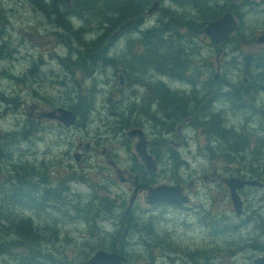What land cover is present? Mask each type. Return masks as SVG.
<instances>
[{"label": "rangeland", "instance_id": "1", "mask_svg": "<svg viewBox=\"0 0 264 264\" xmlns=\"http://www.w3.org/2000/svg\"><path fill=\"white\" fill-rule=\"evenodd\" d=\"M180 1L161 2L158 11L156 8L143 15L145 22L153 25L163 10L168 9L177 12L176 17L187 16L193 20L191 25L201 31L202 25L206 22V19H203L199 14L202 12H198L189 5L183 6ZM223 3L230 2L229 0H211L210 7L206 9L211 10V14H216L218 6ZM218 13L221 12L218 11ZM0 15H6V23L3 32L0 33V43L5 44L6 50V57L0 59V93L7 98H14L16 108L19 110V113L11 109L5 110L6 103L0 99V134L10 133L12 138H15L13 140L9 135L8 139L12 140L3 147L5 157L0 160V190L2 188L8 190L9 185L7 184L14 183V179L9 177L18 173L16 164L19 163L25 164L26 170L21 169V172H26L25 176L29 181L40 180L42 182V178L49 179L55 195H58V199L55 198V201L52 202L55 208H47L39 213H36V209L18 206L12 210L15 215L30 216L33 225L36 228L40 227L38 232L46 239L44 243H39L37 250H40V253H50L51 259H54L55 262L53 264H79L83 259L86 246L94 244L95 240H88L87 235L90 227L86 220L82 219L84 215L91 216V212H74L71 205H77L79 208H96L98 202L96 198L93 201L90 200L92 194L95 196L101 194L114 203V198L118 197L117 202L125 204L129 190L125 184L116 179L115 175L111 176V179L107 178L109 171L105 169L106 161L98 156V152H93L92 156L86 157L84 172L69 168L68 165H74L73 150L75 145L80 140L83 143L90 142L91 146L111 148L113 157L124 165L127 159L135 153L134 139L129 138L126 133L129 128L141 127L151 138L160 139L162 135L167 136L166 131H163L160 125H154L146 115L132 110L133 102L131 101L134 98L130 95L136 87L140 94L143 90L140 86L132 83L134 77L146 80L147 78H165L166 76L157 74L155 69L143 71L141 74L135 71L133 66L126 69L122 63L125 55L127 54V59L130 60L128 52L137 54L140 53V50L135 48V44L128 49V46L126 47L122 43L124 36L122 40L110 41L109 55L115 57V61H117L115 66L97 67L90 76L82 75L77 71L67 72L58 59V57L66 56L68 52L67 45L58 41V34L64 35V31L55 24L53 17H46L38 9L33 10L31 4L26 0H0ZM239 16V32L236 34L239 42L236 45L227 43L226 48L221 52L216 47L209 45L203 34L191 35L190 41L194 39L197 44L196 49L189 43L187 44L190 48H188L189 52L184 51V55L185 57L189 55V59L196 61L195 68H201L202 76H207L208 72L211 77L214 76L217 70L215 58L218 57L221 66L217 77L240 82L245 76L249 77V74L246 73L247 66L243 61V55L264 53V41L257 38L264 33V4L243 7ZM68 18L76 27L82 24V21L73 14L68 15ZM94 26H87L88 31L84 32L87 39L94 37L100 31ZM180 30L185 31V28ZM126 35L130 36L127 40L132 43L138 38L139 32L134 27ZM66 43H70L72 48H79L72 37L67 39ZM156 58L159 59L157 61L161 60L158 56H155L154 59ZM127 59L124 63H127ZM121 70L130 73L125 88H120L121 85L118 83L117 73ZM17 75L24 76V79L19 81L13 78ZM172 84L181 86L180 82H172ZM83 97L85 101H89H78ZM257 100L259 102L253 104L264 105V84L257 93ZM17 101L37 102L45 108L66 107L78 101L81 103L78 105L83 114L89 107L90 111L86 113L83 121L79 120L70 127H64L62 123L54 120L43 122L40 130L33 133L34 135H31L30 139L22 140L17 138L16 130L25 124L27 116L21 112L23 104H17ZM87 103H89L88 107ZM233 103L228 100L220 102V106H227L230 109L228 108L227 114L218 119L222 121L225 128H232L233 134H244L243 136H246L250 141L248 143L253 146L252 140L256 139V134H261L257 121L262 117L251 111H242V109L236 108ZM218 106L216 105L217 108ZM145 108L142 106V110L146 112ZM126 122L129 124L126 127H121ZM200 126H203L201 122L197 125V130L189 134L192 136L189 146L193 148V152L197 146L203 147L204 143L208 141L207 136L199 132ZM248 132L252 133V137L247 135ZM173 137L178 139L176 131ZM212 144L215 145L214 142ZM208 152L210 153V151ZM246 157L247 160L250 157L248 152ZM44 162L52 164L46 165L43 164ZM103 162L104 167L100 166ZM215 163L209 165L205 156L202 155L190 165L161 163L155 178L158 181H166L171 179L170 176L176 177L177 173L187 179L195 178L204 171L211 172L213 166H216L219 171L222 170L224 174H230V172L241 175L248 174L246 170L248 163L244 160L234 161L232 164L221 161H215ZM33 171L37 173L34 174ZM260 175L263 181L264 173ZM79 177L81 178L79 179ZM7 178L9 181L6 183ZM204 184L194 187L192 194L194 205H197L195 203L199 200L210 202L216 193L213 192L211 197L203 198L206 189L210 187ZM246 190L250 191L251 189L246 188ZM80 198L83 199V205L78 204ZM244 198L247 209H245L243 218L250 219L251 217L252 219L239 228L232 226L227 231L218 232L213 241L215 243L209 242V235H206V230L200 225L195 223L192 228V225L189 224V219L195 222L192 216L190 217L186 213L181 215V212L174 214L171 208H166L165 211L176 218L183 217L184 221L189 224V226L181 225L180 227L177 225L173 242L180 246H188L187 249H194L192 251L198 250L196 253L199 254L193 261L181 253L162 249L163 244H166L164 243V233L169 227L173 230V226L165 225L163 217L166 212L162 213L163 206L147 208L143 201L137 203L136 206L139 208L135 211L139 224L136 232L127 236L129 241L125 244L127 245L125 246L126 255L129 258L127 264H256L254 258L264 252V187H253V190L245 194ZM220 201L230 206L228 197L218 198L216 212H219L218 210L222 207ZM251 209H255L254 214L250 212ZM195 210L192 212L193 216ZM224 214L230 226L242 218V216L236 218L232 210ZM95 220L105 231H112L116 228L115 218L111 213L98 214ZM220 227L221 225L218 229ZM43 228L44 230L41 231ZM168 244H172V241L170 240ZM207 249H214L216 253L212 254L210 258H205L203 253ZM0 264H15V262L12 261V256L6 255L0 256Z\"/></svg>", "mask_w": 264, "mask_h": 264}, {"label": "flooded vegetation", "instance_id": "2", "mask_svg": "<svg viewBox=\"0 0 264 264\" xmlns=\"http://www.w3.org/2000/svg\"><path fill=\"white\" fill-rule=\"evenodd\" d=\"M26 1L31 4L33 10L34 9L40 10L38 8V5L33 0H26ZM43 1L46 4H48V6H51V4H53L52 0H43ZM164 1L166 0H162V2ZM64 2L66 3L65 0ZM71 2L72 0H69V2L66 3L68 7L67 8L68 12L72 11L70 8ZM210 2L211 0L208 1L207 4L208 6ZM229 2L230 3H227L228 6L232 5L235 7L234 8L235 11L234 12L231 11V12L234 14L236 19V28L229 35L228 38L224 40H219V39L216 40L215 38L208 36L203 31V27L209 21L220 17L225 10L229 9V7L226 6L225 9H223L219 15L215 17L212 16L211 19H208V17L205 16L207 15L206 12L210 10L205 9L204 10L205 15L204 13H202L201 16L203 19H206V22L202 25L201 31L186 29V27H184L183 25L179 29L177 28L173 29L172 27L167 26L164 28V30H162L163 37L166 38L167 40H170L171 43L177 46V47L171 46L170 48L169 45L168 46L165 45L166 50H169L172 53L173 61L175 60L176 54L177 53L179 54L177 63H170L168 59L169 55L166 52V54L161 55L162 62L160 61L161 64L159 65V62L157 63L154 59L156 55L152 52L155 46L154 47L149 46V48L147 47V50L145 48L146 64L132 62V66L135 68V71H137L139 74L149 69H155L157 74L166 76L165 78L162 77L147 78L146 80H144L143 78L135 79L134 77L132 83L136 86H140L143 90L140 94L138 93V87H136V89H133L132 93H130L131 97L134 98V100L131 101L133 102L132 110L134 112L138 111L139 113L146 115V117H148L150 121H153L154 125H160L162 130L166 131L167 133V136L162 135L160 139H156L154 137L151 138L141 127H133V128L141 129L143 135L145 136V140H146L145 152L147 155L150 156V159L154 161V165H155L154 170L152 168L146 167L147 163L150 166H154V165L150 161L146 162L145 159L142 158V156L138 153L136 149L137 142L140 138L139 135H133V136L128 135L129 138L134 139L133 146L135 153H133V155L129 159H127L124 165H122L113 157V152L111 148H105V147L99 148V147L91 146L90 142L83 143L80 140L76 143L75 148L73 150L74 165L72 164L68 165L69 168L77 169L84 172L85 171L84 161L86 160V157L92 156L93 152H98V156L105 159L106 161L105 169L109 171L108 173L109 177L107 178L111 179V176L115 175L116 179L122 184H125L127 189L129 190V196L125 204L124 203L121 204V202L120 203L117 202L118 197L114 198L115 201L114 203V202H110L109 199H106L101 194L99 196H95V194H92L90 200L93 201L94 198L97 199L98 204L96 208H92V207L79 208L77 205H73V204L71 205L72 207L71 209L74 212L76 211L79 212L84 211L83 213H87L88 211L91 212V216L84 215L82 216V219L86 220V223H88L90 227L87 235V238H89L88 240L91 239L95 241L93 242L94 244H88L86 246L84 250L83 259L80 261V263L89 260L91 256L95 254L98 250H104L107 252H117L119 254L124 255L126 257L124 263L127 264L129 258L126 255L125 246L127 245L125 244L129 242L127 239L128 234L131 235L132 232L135 233L137 230L136 228L138 227L139 223H138L137 212L135 210L139 208L138 206H136L137 203L142 201L144 202V205L147 208L162 205L163 206L162 213L165 214L166 212V215L163 214L164 215L163 218L165 219V225L173 226V230L170 229L169 227V229H167V232L164 233L165 234L164 243L166 244H163L162 249L165 251H171V252L175 251L176 253H181L186 257H189L191 261H193L196 258V255L199 254L196 253L198 250L192 251L194 249H187L188 246H180L173 242L174 241L173 237L175 235L174 232L177 225L180 227L181 225L189 226L190 224L192 225V228H194L193 226L196 223L197 225H200L201 228H204L206 230V235H209V242L215 243L213 241L215 239V236L218 234V232L227 231V229L229 227L232 228V226L239 228L241 225L247 224L248 221L252 219L251 217L250 219H248L247 217L243 218L245 209H247V203L244 196L245 194L250 193V191L253 190V187H260V188L264 187V180L263 181L261 180L262 177L260 175L261 173H264L263 171L264 170V140H263L264 128L260 127L259 131L261 132V134L260 135L256 134L255 136V138L259 136L260 138H262V140H259L258 142L256 140H252L251 143L254 144L253 146L248 143L250 142L249 140L247 142L233 143L232 128L230 129L225 128L222 121L218 118H221L222 115H225L228 112L229 107L220 106V102L221 101L223 102V100L234 102L233 104L235 105V107L242 109V111H251L254 114H258L259 116L261 114H264V105L261 104L256 106L255 104H253V103L257 104L259 102L257 100V93L259 89L262 88L264 84V80L260 82L257 79H253V78H249L248 76L247 77L245 76L244 78H242L240 82H232L231 79L229 80L227 78H218L217 77L218 70L220 69L221 66L218 57L215 58L217 70L215 71L214 76L211 77L210 72H208L207 76L204 77V75L202 76L201 68L200 69L195 68L196 61L189 59V55H187V57H185L184 55L185 53L184 51L189 52L190 49L187 44L190 43L191 46L194 49H196L197 44L194 41V39L190 41L191 35L199 36L203 34L204 37L207 39V43L213 46L214 48L216 47L219 52L225 49L227 43L229 42L231 43V45H236L239 42V40H237L238 37L236 36V34H238L239 32L238 29L239 19H240L239 14L241 9L247 6L251 7L253 6V4H257V5L264 4V0H229ZM224 4L226 3H223L221 5ZM160 5L161 2L158 1L156 7L157 11ZM49 9L51 10V8ZM42 13L47 17V15L44 12ZM146 13L147 11L143 15H145ZM179 17L182 23H183V18L189 19L187 18V16L184 15H179ZM131 19L133 21L131 22L128 28L119 32L118 34H116L114 37L111 38V34L124 21ZM127 20L122 21L116 27V29L107 37L106 49L108 52L111 46L110 45L111 40L112 41L114 39L122 40V37L124 36L122 43L127 47L129 44V41L127 39L130 36H127L126 33L129 32V30L136 27L137 31L139 32L138 37H142L140 35L141 30L150 28L152 26L154 27V24L156 25L159 22L156 19L153 25H149L150 23L148 24L145 22V16H143L141 21H136L135 18H130ZM168 20H169L168 15L163 18L164 22H167ZM5 23H6V15H0V33L3 32ZM183 27L185 28V31L180 30ZM101 32H103V30H101ZM196 33L197 35H194ZM262 35H264V33ZM259 36L257 37L258 39ZM131 38H133V36H131ZM136 47L140 51L144 50V47L141 44H137ZM259 54L264 55V53H259ZM5 55H6L5 44L1 42L0 59L5 58L6 57ZM112 57L115 60V57L114 56ZM129 57L131 56L129 55ZM184 58H186V60L188 61V66L186 68L182 67V72H181L180 67L183 64L182 61L184 60ZM126 59H127V54L125 55L123 61H126ZM124 67L126 69L129 68L128 65H124ZM125 71L126 70H121L117 73V76L120 73H122L124 76V83L120 84L118 82L121 85L120 88H125L128 82L127 78L128 75H130V73ZM13 78L22 81L24 79V76L17 75ZM172 82H180L181 86H174ZM248 97L250 99H247ZM0 99L6 103L5 110L11 109L12 111L19 113V110L16 108L14 98H7L5 95H2L0 93ZM17 104L20 105L23 104V108L21 109V112H23L27 116L25 124H23L19 130H16L18 139L27 140V138L29 137L31 138L38 129L40 130L41 124H43V122L54 120L59 123H62L60 120H57L56 118H47L41 115V113H43L45 110H50L56 106H53L51 108H45L37 102L26 103L23 101H17ZM216 105H219L218 108L216 107ZM70 106L71 105H68L66 106V108H70ZM88 106L89 105H87V107ZM142 106L146 107L145 108L146 112L142 110ZM70 109L76 114V120L74 124H76V122H78L79 120L83 121L86 113L90 111V107H89V109L85 112V114H83L82 111H80L81 113L80 115L79 112L74 111V109L72 108ZM200 122L203 124V126L199 127V132L204 136H207L208 141L204 143L203 147L197 146V148L193 152L192 151L193 148L189 146V141L192 138V136H190L189 134L197 130V125L200 124ZM72 125L69 126L63 125V126L70 127ZM128 130L126 133H128ZM175 131L178 133V139H174L173 137ZM248 133L250 134L251 132ZM249 136L252 137V133ZM212 142H214L215 145H213ZM209 144H211L212 146H210ZM208 151H210V153ZM247 152L250 156L248 160L246 157ZM200 155L205 156L206 160L209 162V165L216 164L215 161H221V162H225L226 164H232L234 163V161L236 162L239 160L241 161L244 160V162L248 163V166L246 168L248 174L241 175L238 173L233 174L232 172H230V174L227 173L224 174L222 170L219 171V169H217L216 166H213L211 172L204 171L201 174L195 176V178L187 179L180 173H177L175 175L176 177L170 176L171 179L169 180L166 181L156 180L155 176L158 175L159 165H161V163L166 164L168 162L177 165H190L192 162H195L196 158L198 159ZM239 156L241 157L239 158ZM3 157H5V154L2 151L0 160ZM175 159L176 162H174ZM43 164L48 165L52 163L44 162ZM4 165L6 166V164ZM100 166L104 167V162ZM24 167L25 164L22 163L16 164V168L18 169L17 174L25 179L24 174H26V172H21V169H24V171L26 170ZM32 167L34 168V166ZM33 173L35 174L37 172L33 171ZM230 177H239L240 179H252V180L260 181L262 183V185L245 183L242 187L236 188V192L239 195L240 200L242 201V212L239 216H237L235 213V209L231 197V189L229 187V182H228ZM80 178L81 177H79V179ZM29 183L31 185H28V187H30V189L28 190L29 192L28 196L31 197L34 205H30V206L23 205V207L30 209L32 208L34 210L36 209V213L42 212L47 208H55L52 202L55 201V198L58 199V195L57 196L55 195L54 188H52L49 179L42 178V182L38 180L33 182L29 181ZM160 183H166L168 185L177 184L182 188L181 193L186 197V199L182 203L169 202V201H160L152 204L147 203L146 202L147 187L148 186L154 187ZM202 183H205L204 185L210 186L209 189H206L203 198L211 197L213 195L212 194L213 192L216 193L210 202H206V200H199L198 202L195 203L197 205H194V201L192 199L194 187H196L199 184L201 185ZM42 186L45 187L42 189L41 188ZM246 188H250L251 190L248 191L246 190ZM132 195H133V200L130 208H128V203ZM224 197L229 198L230 206H227L226 204L223 203V201H220L222 207L218 210L219 212H216V208H217L216 200L218 198L220 199ZM28 202L29 201L27 200L25 204H28ZM78 202H80L78 204L81 205H83L84 203L82 198L78 199ZM166 208H171L174 214H176L177 212H181V215L186 213L190 217L192 216L195 222L192 219H189V224H187L184 221L183 217H180L182 218V220H180V218L174 217L171 213L165 211ZM194 210L195 212L193 216L192 212ZM229 210L234 211L236 218H240L242 216V218L239 221L233 223L231 226L228 225L226 216L224 214L227 213ZM103 212L111 213L115 218L116 228L113 229L112 231L110 230L105 231L103 228H101V226H99V224L95 220L96 216ZM250 212L254 214L255 209H251ZM22 217L29 218V221L31 222L30 227L33 229L34 232L30 233L29 237L30 236L32 237L34 244L38 245L39 243H44V240L46 238L43 237L40 232H38V228L40 227L36 228L33 225L30 216L28 217L22 216ZM219 225H221V227L218 229ZM43 230L44 228L41 231ZM46 231L47 229L45 230V233ZM170 240L172 241V244H168L170 243ZM215 253L216 250L207 249L203 253V256L205 258H210L211 255ZM228 253H230L229 250ZM41 254L42 255L37 256L38 259L36 260L38 262L41 261L46 263L51 260L50 253H41ZM47 254L49 255L50 258L47 256ZM262 254H264V252Z\"/></svg>", "mask_w": 264, "mask_h": 264}, {"label": "trees", "instance_id": "3", "mask_svg": "<svg viewBox=\"0 0 264 264\" xmlns=\"http://www.w3.org/2000/svg\"><path fill=\"white\" fill-rule=\"evenodd\" d=\"M33 1L38 5V8L47 15V17H53L55 24L64 31V35H61L60 33L58 34V41L67 45L68 52L66 53V56L58 58L60 64L67 72L74 73L77 71L82 75L87 76H90L97 67H105L109 65L115 66L116 61L111 55H109L110 52L106 49V39L122 21L130 18H135L136 21H141L143 14L153 2H162V0H75V2H71L70 5L72 11L69 10L70 12H68V7L64 0H52L53 4H51V6H48L43 0ZM174 1L177 2L178 0ZM182 1L184 5H189L195 8L198 12L204 13V15V10L209 8L207 5L209 0H181L180 3H182ZM226 6H228L227 3L218 6L217 9L219 12H222ZM228 7L231 11H235L234 6L229 5ZM49 8H51V10ZM210 11H207V15H205L208 19H211L212 16L215 17L219 15L218 11H216V14H211L212 12L210 13ZM176 13L177 12L175 11L164 9L161 16L157 18L159 22L157 21L158 23L156 25L154 24V27L152 26L141 30L140 35L142 37H138L134 42L129 43L128 49L134 44L135 48L137 44H141L144 47V50L137 54L130 51L129 55L132 57V60L127 59V63L122 61L123 65H128V67H130L132 66V62L146 64L145 48L147 50V47L149 48V46H155L152 52L160 59L161 55L166 54L167 52L169 55V62L177 63L179 54H176L175 60L173 61L172 53L165 48V45H169L170 48L171 46L176 45L163 37L162 30L167 26L172 27L173 29H179L182 25L186 27V29L194 31L199 30V28L193 27L191 25L192 20L190 19L183 18L182 23L180 17H176ZM202 13L199 14L202 15ZM71 14L77 16L82 21V24L77 27L74 26L68 18V15ZM167 15L169 16V22H164L163 18ZM88 25H95L94 27L100 31L94 37L87 39L84 32L88 31ZM101 30H103V32H101ZM70 37L74 39L79 48H72L70 47V43H66L67 39ZM243 59L247 66L246 73L249 74V78L257 79L262 82V80H264V55L244 54ZM157 60L159 59L156 58L155 61L157 63L159 62L160 65L162 59L160 60L161 62ZM182 63L183 64L180 67L181 72L182 67L186 68L188 66L186 58H184ZM81 100L84 102L89 101H85L84 97L80 98L78 101ZM78 101L71 104L70 108L79 112L81 115V109L78 105L81 103ZM87 104L89 105V103ZM84 105H86V103H84ZM260 117L262 118L258 119V126L259 128H264V114H261ZM128 124L129 122L123 123L121 127H126ZM250 134L248 133L247 135ZM9 135L12 138V134L10 133L0 134V156L3 147L9 144L12 139H15H8ZM243 135L244 134L242 133L233 134V143L247 142V137H244ZM255 140L258 142L259 140H262V138L257 136ZM9 178H13L14 183L7 184L9 185L8 190H3V188L0 190V256H12V261L15 262V264L55 263L54 259H51L46 263L41 261L38 262L36 260L38 259L37 256L42 254L40 253V250H37L39 244H34L32 237H29L30 233L34 232L30 227L31 222L29 221V218L15 215L12 210L17 206L23 207V205H34L31 197L28 196V190L30 189L28 185H31L29 180L26 179V176L24 179L23 177H20V175L18 176V174H14ZM8 181L9 179L7 178L6 183ZM27 200L29 202L28 204H25ZM19 249L21 250L18 251ZM47 256L49 257L48 254Z\"/></svg>", "mask_w": 264, "mask_h": 264}, {"label": "water", "instance_id": "4", "mask_svg": "<svg viewBox=\"0 0 264 264\" xmlns=\"http://www.w3.org/2000/svg\"><path fill=\"white\" fill-rule=\"evenodd\" d=\"M66 3L69 2V0H65ZM158 4V1H155L147 10L151 11L156 9ZM133 20H127L124 21L112 34L111 38L114 37L119 32L125 30L128 28ZM223 22L225 24V29L219 34H217L216 40H224L229 37V35L235 30L236 28V19L234 14L231 12L230 9H227L223 12V14L214 19L209 21L204 27L203 31L209 32L218 30V23ZM264 35L259 36V40L263 41ZM119 83H124V76L122 73L118 74ZM42 116L47 118H56L57 120H60L63 125L69 126L75 123L76 120V114L70 109L66 107H59L56 106L50 110H45L43 113H41ZM128 135H139V140L137 142V151L142 156V158L145 159L146 162L150 161L154 165V161L150 159V156L146 154L145 152V136L142 133V130L139 128H131L128 130ZM147 168L155 169L154 166H150L148 163L146 165ZM229 187L231 189V197L235 209V213L237 216H239L242 212V201L240 200L239 195L236 192V188L242 187L245 183L248 184H256V185H262L260 181L252 180V179H240L239 177H230L229 180ZM181 187L176 185H168L166 183H160L154 187H147V194H146V202L149 204L160 202V201H169V202H177L182 203L186 197L181 193ZM133 200V195L131 196L128 208H130L131 203ZM126 260V257L122 254H119L117 252H107L104 250H98L95 254L91 256V258L85 262H82L80 264H125L124 261ZM254 262L256 264H264V254L259 255L254 258Z\"/></svg>", "mask_w": 264, "mask_h": 264}, {"label": "bare ground", "instance_id": "5", "mask_svg": "<svg viewBox=\"0 0 264 264\" xmlns=\"http://www.w3.org/2000/svg\"><path fill=\"white\" fill-rule=\"evenodd\" d=\"M218 30H214V31H209V32H206V34L208 36H211L213 38H216L217 37V34L221 33L223 31V29H225V24H223V22H220L218 23V27H217ZM138 82V81H137ZM166 85V84H165ZM183 98V97H182ZM251 120V119H250ZM205 127V126H204ZM261 150V149H260ZM19 176V175H18ZM66 203V202H65ZM41 214V213H40Z\"/></svg>", "mask_w": 264, "mask_h": 264}]
</instances>
